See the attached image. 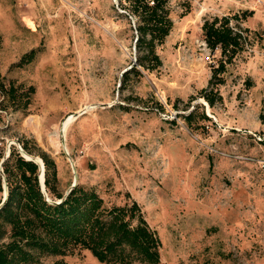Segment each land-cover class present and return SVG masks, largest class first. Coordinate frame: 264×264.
Wrapping results in <instances>:
<instances>
[{
  "label": "rangeland",
  "instance_id": "obj_1",
  "mask_svg": "<svg viewBox=\"0 0 264 264\" xmlns=\"http://www.w3.org/2000/svg\"><path fill=\"white\" fill-rule=\"evenodd\" d=\"M170 9L162 66L123 84L136 51L119 0H0V156L40 148L60 192L75 180L106 207L135 200L160 240V264H264V0H170ZM246 10L230 21L244 48L209 85L222 57L202 25ZM1 85L29 93L30 105L17 107L24 98ZM205 88L221 100L210 106ZM69 115L65 136L53 137ZM63 260L99 264L88 251Z\"/></svg>",
  "mask_w": 264,
  "mask_h": 264
},
{
  "label": "trees",
  "instance_id": "obj_2",
  "mask_svg": "<svg viewBox=\"0 0 264 264\" xmlns=\"http://www.w3.org/2000/svg\"><path fill=\"white\" fill-rule=\"evenodd\" d=\"M119 7L133 24L136 51L135 63L122 75L124 84L130 74L142 76V71L152 72L162 66L157 49L170 35L174 23L170 0H119ZM185 7L182 16L189 12V6ZM252 15L246 10L240 17H216L203 23L206 47L211 52L220 50L222 57L212 71L209 85L222 83L218 75L225 72L226 64L232 63L247 41L230 21L246 20ZM35 54V50L25 54L19 65L31 63ZM207 89L200 93L213 106L221 97L207 94ZM1 90L10 98H24L17 107L30 105L29 93L17 94L13 85H1ZM22 148L27 155H33L27 144ZM37 149L35 157L43 162L45 192L51 201L41 191L36 163L27 161L13 146L6 157L0 156L8 193L0 207V264H37L41 257H59L54 264H66L63 258L79 251L90 252L99 264H160V240L135 200L106 207L95 189L76 185L55 204L64 196L58 187L57 166L47 152ZM126 197L130 198L129 193Z\"/></svg>",
  "mask_w": 264,
  "mask_h": 264
},
{
  "label": "water",
  "instance_id": "obj_3",
  "mask_svg": "<svg viewBox=\"0 0 264 264\" xmlns=\"http://www.w3.org/2000/svg\"><path fill=\"white\" fill-rule=\"evenodd\" d=\"M134 44H135V41H134ZM135 49V47H134ZM134 63H135V59H134ZM133 63V64H134ZM130 69V68H129ZM77 116V115H76ZM20 151H21V156L23 158H25L27 161H33L34 163H36L38 166H39V173H38V181H39V185H40V188H41V191L44 193V196L45 198L48 200V201H51L49 199V197L47 196L46 192H45V186H44V165H43V162L42 160L39 158V157H35V156H29L27 155L21 147L18 148ZM28 156V157H26ZM77 185L76 181L74 180V182L72 183V185L70 186V188L65 192L63 198L61 200H58L57 202H55V204H58L60 203L69 193L70 191ZM5 186V193H4V199L3 201L1 202L0 204V207L5 203L6 199H7V187L6 185L4 184Z\"/></svg>",
  "mask_w": 264,
  "mask_h": 264
},
{
  "label": "bare ground",
  "instance_id": "obj_4",
  "mask_svg": "<svg viewBox=\"0 0 264 264\" xmlns=\"http://www.w3.org/2000/svg\"><path fill=\"white\" fill-rule=\"evenodd\" d=\"M81 112L79 114H81ZM75 119H76L75 115H69L68 117H66L64 121L62 122L61 127L54 132L53 137L57 138L58 135H60L61 137H64L67 128L75 121Z\"/></svg>",
  "mask_w": 264,
  "mask_h": 264
}]
</instances>
